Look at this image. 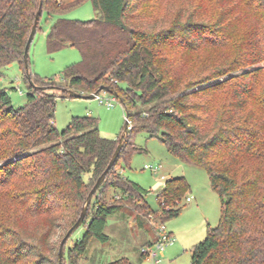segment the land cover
<instances>
[{"label": "trees", "instance_id": "obj_1", "mask_svg": "<svg viewBox=\"0 0 264 264\" xmlns=\"http://www.w3.org/2000/svg\"><path fill=\"white\" fill-rule=\"evenodd\" d=\"M84 1L0 0V264L59 263L60 241L119 137L102 136L91 115L72 116L58 130L56 100L67 96L64 89L89 94L100 85L122 99L132 126L91 198L83 233L66 241L62 264H79L93 239L108 241L105 227L115 213L129 210L149 222V215L163 222L179 213L189 188L184 177L166 179L154 209L144 199L148 190L118 169L141 150L130 141L135 131L158 136L181 161L204 168L220 197L219 222L192 246L190 264H264V67L257 66L264 61V0H88L96 17H62ZM40 2L47 19L57 16L48 51L74 46L81 59L60 83L39 78L29 64L34 87L23 53ZM209 5L215 10L205 14ZM205 48L221 57L200 60L196 71L178 66L171 53ZM14 62L28 89L17 108L1 84ZM57 228L63 232L52 241ZM105 264L133 263L120 257Z\"/></svg>", "mask_w": 264, "mask_h": 264}, {"label": "rangeland", "instance_id": "obj_2", "mask_svg": "<svg viewBox=\"0 0 264 264\" xmlns=\"http://www.w3.org/2000/svg\"><path fill=\"white\" fill-rule=\"evenodd\" d=\"M213 10L215 9L209 5L206 7L205 14H210ZM61 15L71 20H90L97 16V12L91 2L86 0ZM56 17L47 19L45 12L41 14L39 28L31 42L28 58L33 73L39 78H53L57 83H60L59 80L63 78L64 69L70 64L79 62L81 55L74 46H66L54 52L48 51L46 35ZM171 53L180 57L178 66L181 67L182 64L193 71H196L200 60H217L221 57V52L212 48H205L201 54L184 55L182 51L175 53L171 51ZM181 54L184 57L182 61ZM257 66L264 67V61ZM3 72L1 84L7 88L13 107L23 106L26 102L28 89L22 80L18 65L15 62L11 63ZM261 83L264 85V78ZM123 86L124 84H122ZM99 95L104 98L110 97V93L106 91H101ZM258 103L261 104L260 101ZM137 108L138 105L133 110L135 111ZM84 115L97 118L99 132L104 137L117 139L124 131L125 110L117 98L110 107L99 103L96 97L84 98L67 95L57 98L54 123L58 130H63L72 116ZM262 118L264 119V114ZM130 136V141L141 150L133 152L127 162L121 159L118 169L121 170L123 176L148 190L144 195L145 201L152 208H157L156 193L162 188L166 179L176 177L185 178L189 185L186 195H192L193 199L187 202L184 197L179 204V213L163 222L155 221L154 215L148 216L151 225L156 230L158 225L163 223L166 231L171 232L174 237L172 243H166L163 249L157 252L156 257L160 259L158 263L151 255H147L143 261L138 260L144 238L135 237L132 234L131 229L126 225L129 216L125 210H122L112 217L113 223L108 226V229H105L110 239L104 243L93 239L91 243L97 242L98 247H90L86 258H83L79 264H96L99 259L108 262L120 257H126L133 264H190L192 246L204 239L208 227H215L219 222L221 201L217 193L212 190L204 168L181 161L167 150L158 136H150L146 131H135ZM144 164L155 167L156 173L144 168ZM113 193L111 189L107 190L104 193V198L108 201L112 200ZM110 218L107 222L112 220ZM83 231L84 228L80 226L71 235L68 244L78 238ZM62 232L61 228H57L50 240L57 241ZM155 248L156 243L149 245L151 251Z\"/></svg>", "mask_w": 264, "mask_h": 264}, {"label": "water", "instance_id": "obj_3", "mask_svg": "<svg viewBox=\"0 0 264 264\" xmlns=\"http://www.w3.org/2000/svg\"><path fill=\"white\" fill-rule=\"evenodd\" d=\"M42 14V2H40L39 7L36 11L35 14V19L30 31V34L28 36V39L26 41L25 44V48H24V53H23V59H24V64H25V68H26V72H27V77L28 80L30 82V84L34 87H38L34 84V82L31 79V72H30V68H29V58H28V51L31 45V42L34 38V35L36 33L37 30V25L40 19V16ZM66 94L72 97H84V98H94L96 95H98L101 91H106L108 93H111L112 95L116 96L115 92H111L109 90V88L105 85H100L94 92L89 93V94H81V93H77L74 92L70 89H64ZM118 100L122 103V99L118 97ZM127 134V122L125 121L124 123V131L123 133L119 136L118 138V144L115 148V151L108 163V165L106 166V168L104 169V171L100 174V176L97 178V180L95 181V183L93 184L92 188L90 189V191L87 194V197L85 199L84 205L82 207V210L77 218V220L72 224V226L66 231V233L64 234V236L62 237L61 241H60V246H59V263L58 264H62V257H63V252H64V245L66 243V241L69 239V237L80 227V225L82 224V222L84 221L87 211H88V206L90 204L91 198L93 196V194L96 192L97 188L100 186V184L103 182L106 174L108 173V171L111 169V167L114 165V163L116 162L118 155L120 153L121 148L123 147V139L125 137V135Z\"/></svg>", "mask_w": 264, "mask_h": 264}, {"label": "crops", "instance_id": "obj_4", "mask_svg": "<svg viewBox=\"0 0 264 264\" xmlns=\"http://www.w3.org/2000/svg\"><path fill=\"white\" fill-rule=\"evenodd\" d=\"M64 2H68V1H71V0H63ZM145 165V164H144ZM144 167V166H143ZM156 173V172H155ZM218 195V194H217ZM219 197V196H218ZM219 199H220V197H219ZM221 201V200H220ZM126 212L125 213H127L128 214V216H129V219H128V221H127V224L126 225H128V227L131 229V231H132V234L136 237V236H138L139 238H144V243H142V245H141V248H142V246H149V245H151V244H153V242L156 240V238H157V234H156V232H155V230L153 229V225H151V223L149 222V221H147L146 219H144V218H142V217H140V216H137L135 213H133V212H130L129 210H125ZM116 214V213H115ZM115 214H113V215H111V216H109V217H111L110 219H112V220H109V222H107L106 223V227H105V229H108V226L109 225H111L112 223H113V216L115 215ZM109 219V218H108ZM108 221V220H107ZM110 223V224H109ZM123 224H125V223H123ZM135 231V232H134ZM171 233V232H170ZM172 234V233H171ZM94 246H96V247H98V245H97V242H93V243H91V246L90 247H94ZM90 249V248H89ZM87 253H89V250H88V252ZM140 254H141V251H140ZM84 258H86V256L84 257ZM145 259V258H144ZM144 259H141L140 257H139V261H143ZM115 260V259H114ZM112 261V260H111ZM108 262H110V261H108ZM105 263H107V262H104L103 260H98L97 262H96V264H105Z\"/></svg>", "mask_w": 264, "mask_h": 264}, {"label": "built area", "instance_id": "obj_5", "mask_svg": "<svg viewBox=\"0 0 264 264\" xmlns=\"http://www.w3.org/2000/svg\"><path fill=\"white\" fill-rule=\"evenodd\" d=\"M95 97L98 99L99 103H102V104L104 103L107 107L112 106L113 101L116 99L115 96H113V95H110V97L104 98L98 94ZM126 122H127V128L128 129L131 128V126H132L131 121L126 118ZM144 168L150 169L151 172L157 171V169L155 167H151V165H148V164H145ZM116 197H118V195H116ZM192 199H193L192 195H187L185 197V200L187 202L191 201ZM173 241H174V237L172 236V234L170 232L166 231L164 224L161 223L157 227V240L155 241V243H156L155 250L151 251L149 249V246H147V247L141 248V252H143L147 255H151L155 259V262L158 263L160 261V259L156 257L157 252L161 251L166 243H172Z\"/></svg>", "mask_w": 264, "mask_h": 264}]
</instances>
